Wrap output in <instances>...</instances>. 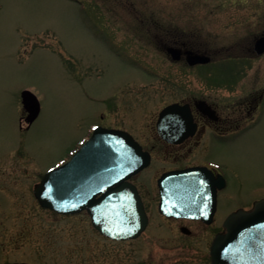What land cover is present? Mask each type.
Segmentation results:
<instances>
[{"label":"rangeland","instance_id":"1","mask_svg":"<svg viewBox=\"0 0 264 264\" xmlns=\"http://www.w3.org/2000/svg\"><path fill=\"white\" fill-rule=\"evenodd\" d=\"M262 34L264 0H0V264H209L215 227L162 218L155 183L165 169L217 165L222 221L264 198V54L252 51ZM175 42L210 63L172 61L164 48ZM24 90L40 103L27 129ZM183 100L215 106L227 139L205 127L189 147L156 144L159 111ZM93 124L126 131L152 153L132 180L149 218L135 240L111 241L86 213L60 216L32 194Z\"/></svg>","mask_w":264,"mask_h":264},{"label":"water","instance_id":"2","mask_svg":"<svg viewBox=\"0 0 264 264\" xmlns=\"http://www.w3.org/2000/svg\"><path fill=\"white\" fill-rule=\"evenodd\" d=\"M254 53L264 52V34L254 42ZM172 61L181 59V51L166 49ZM189 66L207 64L210 58L185 50ZM22 105L28 112L27 123L39 113L37 98L30 92L21 94ZM203 101L195 107L204 116L217 120L214 111ZM158 131L163 134L172 126L189 125L188 107L173 104L157 118ZM149 155L142 152L132 137L122 131L96 128L87 142L62 167L44 174L34 190L42 207L61 214L86 210L92 225L114 240L138 237L147 218L136 188L127 179L145 167ZM215 181L204 168L169 172L158 179L160 202L158 211L168 217L204 218L215 206ZM222 180V181H221ZM219 183V184H218ZM98 194H101L97 197ZM250 211L237 210L224 221V232L217 235L210 247L211 264H264V200L256 202ZM26 264V263H13Z\"/></svg>","mask_w":264,"mask_h":264},{"label":"flooded vegetation","instance_id":"3","mask_svg":"<svg viewBox=\"0 0 264 264\" xmlns=\"http://www.w3.org/2000/svg\"><path fill=\"white\" fill-rule=\"evenodd\" d=\"M179 42H175V43H173V45H171V47L172 48H175V49H179L180 51H181V59H184L185 60V58H184V55H183V53H184V51L185 50H190V49H188V48H186V46H185V44L182 42L181 44H178ZM168 47H170V46H167V47H165L164 48V50H165V52H166V49L168 48ZM191 51H194V50H191ZM194 52H197V51H194ZM197 53H199V52H197ZM263 55V54H262ZM180 59V60H181ZM262 99H263V95H262V93H260L256 98H254V100H253V104L252 105H249L246 109H247V114L248 115H251L252 114V116L254 117V115L257 113V112H259V106H260V104L259 103H261V101H262ZM194 101L195 100H192V101H181L180 102V104H188L189 106H190V110H191V113H192V119H193V122H194V124H195V127H194V131H193V133L192 134H190V135H188L187 137H185L181 142H179V143H171V142H168V141H166V140H164L159 134H158V132L156 131V129H155V126H154V129H155V133H156V135H157V138H158V141H157V143L156 144H161V146L162 147H164V148H182V147H186V146H191L192 144H194V143H196V138H197V136H199L200 135V133L202 132V130H203V128H208V129H210V131L212 132L213 130V136H212V138L211 139H218V140H223V139H227V138H224V137H226L225 135H224V131L221 129V123H220V118H219V116H217L218 115V113H217V110H216V107L215 106H213V105H211V104H208L207 103V105H208V107H209V110L208 111H210L211 112V110L212 111H214V113H213V116H216L217 117V120L215 121V120H213V119H210L208 116H204L202 113H200L198 110H197V108L196 107H194ZM254 114V115H253ZM257 115V114H256ZM24 117H25V115L21 118L22 120H20L21 121V125L22 124H25L24 123ZM23 127L21 126V129H22ZM28 127L25 125V129H27ZM107 128V127H106ZM115 129V128H114ZM173 132H177V130H173ZM235 132V131H234ZM168 137H170L169 139H173V138H175V135L174 134H172V135H169ZM138 141V140H137ZM139 142V141H138ZM139 144L142 146V144L139 142ZM152 148H154L155 147V145H152L151 146ZM142 148H143V150H145L144 149V147L142 146ZM145 151H147V152H149V154L151 155V161H150V165H151V163H152V153H151V151H149V150H145ZM149 165V166H150ZM197 167V166H205V167H208L212 172H213V174L216 176V175H218L220 172L218 171V169H219V167H217V165H213V164H208V163H199V164H191V165H185V166H182V167H178L177 169L176 168H170V169H165V170H163L160 174H159V176L157 177V179L163 174V173H165V172H168V171H173V170H179V169H183V168H189V167ZM145 170V169H144ZM143 172V170L140 172V173H138V174H136V175H134V176H132L131 177V179L130 180H133L134 178H136V177H138L141 173ZM157 179H156V181H157ZM35 186V185H34ZM157 189V188H156ZM222 190H219L218 189V191H217V201H218V196H219V193L221 192ZM157 192H158V190H157ZM217 210H218V207H217ZM216 210V212H215V214L213 215V217H211L212 218V222L210 223V224H205L204 222H202V221H199V220H188V219H169V220H174V221H184V222H191V223H197V224H199V225H201V226H204V227H215L214 229V232H213V234H212V236H211V239H210V241H209V244L211 243V241H212V238L218 233V232H221L222 231V223H223V221H222V219H218L217 220V211ZM161 216V215H160ZM162 218H164V219H166V220H168L167 218H165V217H163V216H161ZM148 226H149V222H148ZM148 226L146 227V229L148 228ZM146 229H145V231H146ZM190 229H188L186 226H180L179 227V231L182 233V234H184V235H186V236H189L190 234H191V232L189 231ZM143 233H144V231H143ZM142 233V234H143ZM141 234V235H142Z\"/></svg>","mask_w":264,"mask_h":264}]
</instances>
